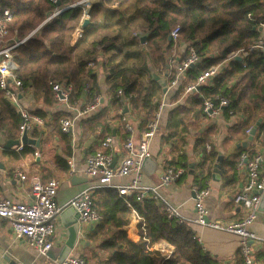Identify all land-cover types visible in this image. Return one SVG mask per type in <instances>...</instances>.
<instances>
[{
    "label": "trees",
    "instance_id": "trees-1",
    "mask_svg": "<svg viewBox=\"0 0 264 264\" xmlns=\"http://www.w3.org/2000/svg\"><path fill=\"white\" fill-rule=\"evenodd\" d=\"M80 1L57 0L54 4L50 0H0V20L4 10L12 13V20L7 25L9 37L15 33L19 40L26 38L18 47L17 79L23 88H31L43 105L53 103L49 85L53 81L73 87L71 102L83 94L88 102H92L95 96L102 98L98 76L92 68L100 62L107 86L105 95L110 101L106 105L102 102L96 113L87 121H81L88 124L86 131H99L103 138L112 135L113 128L108 122L112 119L120 121L119 110L129 106L139 117L134 126L142 135L161 102V87L154 74L165 72L168 60L163 53L173 47L168 37L171 29L177 26L180 30L177 43L192 47L201 59L184 74L185 83H194L201 72L221 64V71L198 89L201 96L187 95L185 102L196 108L195 115L200 118L205 117L202 113L204 99L216 96L227 99L229 106L223 108L221 114L225 119L240 117L230 128L231 133L241 132V141L247 137L245 132L260 121L254 140L261 139L263 144L264 50L254 52L242 62L236 59L226 61V58L230 52L247 48L264 37L259 26V21L264 23V0H91L88 9L90 23L71 46L70 36L83 15V7L76 4ZM111 6L115 8L110 9ZM62 9L65 10L58 12ZM32 31L35 33L28 37ZM137 32L147 35L144 45L139 42L140 36L134 35ZM99 52H102L101 56ZM185 54L187 51L180 58ZM119 90L121 96H117ZM183 94L184 89L180 87L172 100H178ZM181 107L179 105L167 114L163 128L160 123L165 108L162 112L158 132L163 129L166 134H162L164 143L185 132L184 117L179 115ZM111 112L115 114L110 115ZM34 114L42 119L46 117V111L42 109L35 110ZM20 123L19 114L0 90V130L5 126L19 127ZM205 133L194 140L192 151L199 157L197 167L201 169L200 174L206 168V179H209L219 154ZM127 137L128 133L124 131L122 139ZM231 138L228 136L224 143ZM65 142L68 146L70 138L65 137ZM252 145L238 147L225 157L221 166L224 185L235 182L242 153L249 157L256 154ZM69 155L68 149L66 156ZM56 163L66 164L60 157ZM190 165L187 154L180 151L168 167L190 171ZM98 191L104 197L94 199V206L102 220L91 239L96 241L98 232L105 228L115 230L99 244V249L107 255L104 263L220 264L203 250L187 225L168 219L154 201L137 203L132 198L119 197L111 188L97 189L95 193ZM131 208L140 219L141 239L137 243L127 240L123 230L131 222ZM159 241L174 248V255L168 260L159 252L149 250ZM237 264H243L241 254Z\"/></svg>",
    "mask_w": 264,
    "mask_h": 264
},
{
    "label": "crops",
    "instance_id": "crops-1",
    "mask_svg": "<svg viewBox=\"0 0 264 264\" xmlns=\"http://www.w3.org/2000/svg\"><path fill=\"white\" fill-rule=\"evenodd\" d=\"M114 8L115 6L110 7V9ZM262 29L264 32V28ZM262 39H264V37H262ZM77 40H70V45L72 46ZM172 43L173 47L166 53L165 57L167 59L170 57L182 59L180 57L187 51V45L183 43L178 44L177 41ZM101 55L102 52H99V56ZM92 68L97 73L98 83L101 87L102 98H100V101L102 100L106 105L109 103L110 99L105 95L107 86L105 84V76L100 62L92 65ZM171 70L172 68L169 69L166 77V85H168L170 81ZM164 74H154V76L164 78ZM182 78L184 79V77H181L177 85L167 89L165 93L164 101L167 105L161 119L160 127L163 128L165 126L167 114L180 105L182 107L179 110V115L184 117L183 127L185 128V132L164 143L162 134L165 133L162 132L163 129L161 128L162 130L157 133L156 137L151 142L150 152L152 161L147 163L146 170L150 175H156L159 179L165 167L168 166L169 162L173 160L180 151L187 154L188 161H190L191 164V170L186 171L184 169L185 173L165 188L163 194L171 205L178 207L183 220L182 224L190 228L204 251L208 252L220 264H237L240 260V238L236 235L209 227H202L195 223L192 188H201V186H203L202 188H209L210 193L204 200V206L208 211L207 218L209 221L228 224L242 220L245 215L244 210L241 206L233 202V197L244 186L246 175L245 168L243 166L237 167L235 182L233 184L224 185L221 175V166L225 157L234 153L236 148H249L252 143V148L255 149L256 153L262 154L264 159V141L262 144L261 139L254 140L256 130L251 140H249L250 132L247 133L246 131L245 134L247 137L245 136L244 139L239 141L243 134L241 132L231 133L230 131V128L240 119L239 116L225 119L221 114L216 118H197L195 115L196 108L189 102H185V99L187 95L200 97L201 94L199 92H184L181 98L173 101L172 97L176 91L180 87L185 90L189 85V83H185ZM163 95L161 91V100L163 99ZM73 102L76 103L82 115L75 119L71 134H64L59 130V121L63 118L74 117L75 111L73 109V104H71L72 106H67L63 102L53 100L51 106H45L35 98L31 88L22 89L19 96V107L32 115H35V110L42 109L46 111V117L43 118L44 123L42 126H34L26 131L30 139L39 141V148L20 144L11 149H4L0 145V166L3 168L0 170L1 198L13 199L17 202H25L28 204L33 202L28 181L22 182L19 178L14 176V172H21L27 177L38 175L43 181L50 179L56 180L59 186L55 201L59 206L66 204L84 189L95 185L94 181L84 176L83 171L88 156L103 150L100 146L103 137L100 136L99 131L96 133L87 132L86 127L88 124H83L81 121H87L98 111L99 107L93 111H86V108L90 106L91 102H88L85 94L81 95L77 101H72V103ZM125 107L128 109V118L132 123L136 124L139 117L129 106ZM113 114L115 113L111 112L110 115ZM259 122L260 121L257 123ZM108 124L113 128V133L110 135L113 138V143L109 151L113 152V162L116 164L123 155V143L125 141L122 139L124 132L123 125L119 120L115 119L110 120ZM254 127H256V125L252 128ZM251 129L248 130L251 131ZM204 131L206 132L205 135L207 138H209L210 144L219 154L217 159L219 157L221 158L220 162L216 159L209 179H206V168H204L203 173L200 174L201 169L197 167L200 161L199 157L192 151L194 140L199 138ZM230 135L232 138L224 143V140ZM0 136L5 141L17 140L19 138V127L5 126L3 130H0ZM134 136L136 141L141 137L136 130ZM65 137L70 138L69 148L65 142ZM244 143L246 146H244ZM209 147L210 146H207V149H209ZM68 149L70 155L66 156V151ZM59 157L64 159L66 164H57L56 159ZM68 159H72L74 164L73 169L67 165ZM217 166L219 173H216ZM215 174L218 180L216 176H214ZM126 181L127 180L122 179L117 182ZM143 184L150 186L155 184V182L150 176L144 173ZM97 189L101 188L93 189L91 192L93 200L104 197L102 192L98 191L95 193ZM132 211L133 209H131V222L125 226L123 230L125 231L127 240L132 243H137L141 239L138 230L140 219L138 215L135 213L133 214ZM99 225L100 223L94 224L83 229V232H78V242L70 255L81 257L86 264H106L104 260L107 255L105 251L99 249V244L107 240L115 230L113 228H105L103 231L98 232L96 241L92 240L91 236L96 232ZM250 230L255 232L259 237H264V212H260L258 219L252 224ZM65 240L66 232L61 224L59 215L56 221L55 234L53 236V247L50 250L52 253L51 255L49 254V256L43 257L33 251L25 240L16 239L12 234L9 223L0 219V264H59L58 255ZM251 249L253 264H264V244L252 243ZM149 250L159 252L165 260H168L174 255V248L165 241L155 243Z\"/></svg>",
    "mask_w": 264,
    "mask_h": 264
},
{
    "label": "built area",
    "instance_id": "built-area-1",
    "mask_svg": "<svg viewBox=\"0 0 264 264\" xmlns=\"http://www.w3.org/2000/svg\"><path fill=\"white\" fill-rule=\"evenodd\" d=\"M50 1L54 4L57 2V0ZM76 4L83 7V15L79 25L70 36V40L72 41L79 39L82 35L83 30L81 29V24L84 19L89 18L88 9L90 0H82ZM11 20L12 13L9 10H4L2 19L0 20V90L3 91L5 99L16 108L15 110H17L19 114L21 123L19 125L18 139H20L23 132H26L34 126H42L44 121L40 116L32 115L19 107V96L23 86L15 74L18 70L16 58L18 57V47L26 38L19 40L15 37V33L12 37H9L7 25ZM259 26L264 28V23L259 21ZM35 31H32L28 37L33 35ZM179 36V27H173L169 35L170 41H178ZM258 50H264V39L262 38L247 48H241L230 52L227 55L226 61L240 58L242 62L249 55ZM163 54L166 56V53ZM167 60L169 69L172 68L167 89L176 86L179 79L184 76L188 69L199 64L201 61L200 57L190 46L187 47V54L182 59L170 57ZM220 71L221 64L210 66L207 70L201 72L196 81L189 84L184 92H198V89L202 85L207 84ZM49 85L54 100L63 102L67 106L71 104L74 106V117L63 118L59 121L60 131L64 134H71L75 119L82 115L76 103H72L70 100L73 87L55 81L50 82ZM121 95V91H117V96ZM164 97L165 94L151 119L147 122L145 131L138 141L135 140L134 136V123L128 118L127 114H122L124 108L119 110L120 122L123 125V130L128 133V137L123 143L122 157L112 166L114 155L113 152L109 150L112 147L113 138L110 135L103 138L100 144L103 150L88 156L83 171L84 176L94 181L95 185L84 189L66 204L59 206L55 201L59 186L56 180L50 179L43 181L38 175L27 177L21 172H14V176L19 178L22 182L28 181L33 202L28 204L0 197V219L9 223L13 236L16 239L25 240L27 245L38 255L43 257L47 256L48 252L53 247V236L55 234L57 218L65 207L71 206L78 213L79 231L81 232L88 226L100 223L102 217L94 206V200L91 194L92 190L96 188L114 189L119 197L125 199L132 198L137 203H143L147 200L154 201L160 206L168 219L182 224L183 220L178 207L171 205L166 200L163 190L182 176L185 170L181 168L174 169L167 166L159 176V184L150 186L143 184L144 173L142 171V164L145 159L151 157L150 145L157 135L162 112L167 105L164 101ZM99 105L100 97L95 96L90 106L86 108V111H93L97 109ZM228 106L229 101L225 98L218 96L213 99L207 98L202 102V113L207 118H216L221 115L222 109ZM249 132L250 130H247V133ZM263 162L264 159L262 154L256 153L252 157H249L247 153L241 154L238 167L243 166L245 168V183L242 189L234 195L233 202L243 208L245 215L243 219L238 222L222 224L220 222L207 220L208 211L204 206V200L209 195L210 190L207 187L192 188L195 223L202 227H209L238 236L240 238V254L243 264H253L251 256L252 243L264 244V237H259L255 232L250 230V227L260 215L259 207L261 196L264 191ZM67 165L73 169L74 164L72 159L67 160ZM122 179L127 181L117 182ZM132 213L136 214L134 210ZM61 264L86 263L81 257L69 255Z\"/></svg>",
    "mask_w": 264,
    "mask_h": 264
},
{
    "label": "water",
    "instance_id": "water-1",
    "mask_svg": "<svg viewBox=\"0 0 264 264\" xmlns=\"http://www.w3.org/2000/svg\"><path fill=\"white\" fill-rule=\"evenodd\" d=\"M57 5L58 6L60 5L59 2L57 3ZM63 10H65V9L60 10V12H62ZM89 23L90 22L88 19H84L82 21V24H81V29L84 30ZM146 38H147L146 34L141 35L139 37V42L141 45H144ZM168 40L170 41V37H168ZM236 60L239 62L241 61L240 58H237ZM168 69H169V66L166 65L164 78H159L158 76H154V79L158 82L159 86L161 87V91L163 94H165L167 92L166 77L168 75ZM100 103H102V100L100 101ZM127 113H128V109H127V107H124L122 114H127ZM258 125H259V123L256 124V127ZM256 127L251 129V131L249 133V140H251L252 136L255 134ZM20 144L23 146L24 145H31V146H34L35 148H39V141L34 140V139H30L27 136V132H23L20 139H17V140L5 141L0 136V145L4 149H11L13 147L19 146ZM244 146H246L245 143H244ZM149 161H152L151 157L147 158L143 161L142 171L145 174H147L148 176H150L153 179V181L155 182V184H159L160 181H159L158 177L156 175H150L149 172L146 170V165ZM217 161L220 162L221 158L219 157L217 159ZM113 165H114V162L112 163V166ZM2 169H3L2 166H0V170H2ZM216 173H219L218 166H217ZM214 176H216V174ZM216 179L218 180L217 176H216ZM259 211L262 213L264 212V191H263V194L261 196ZM78 217H79L78 213L71 206L65 207L62 210V212L60 213L61 224H62V226L66 232V240H65V243H64L63 247L61 248L60 253L58 255V263L59 264L63 263V261L67 258V256L70 255L71 251L75 248V246L78 242V232H79ZM207 220H208V218H207ZM51 253L52 252L49 251L47 255L49 256V254L51 255Z\"/></svg>",
    "mask_w": 264,
    "mask_h": 264
},
{
    "label": "rangeland",
    "instance_id": "rangeland-1",
    "mask_svg": "<svg viewBox=\"0 0 264 264\" xmlns=\"http://www.w3.org/2000/svg\"><path fill=\"white\" fill-rule=\"evenodd\" d=\"M135 35L137 36H141L140 32H137V34L135 33ZM216 233H221V232H216ZM223 234V233H222Z\"/></svg>",
    "mask_w": 264,
    "mask_h": 264
}]
</instances>
